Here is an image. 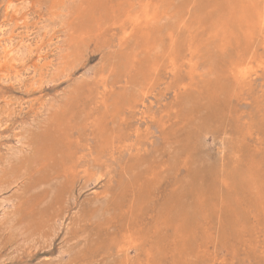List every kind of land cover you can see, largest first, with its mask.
Wrapping results in <instances>:
<instances>
[{"label": "rangeland", "instance_id": "374dc122", "mask_svg": "<svg viewBox=\"0 0 264 264\" xmlns=\"http://www.w3.org/2000/svg\"><path fill=\"white\" fill-rule=\"evenodd\" d=\"M0 264H264V0H0Z\"/></svg>", "mask_w": 264, "mask_h": 264}, {"label": "bare ground", "instance_id": "6f19581e", "mask_svg": "<svg viewBox=\"0 0 264 264\" xmlns=\"http://www.w3.org/2000/svg\"><path fill=\"white\" fill-rule=\"evenodd\" d=\"M24 2V1H23ZM78 2V1H77ZM135 2V1H134ZM235 2V1H234ZM248 2V1H247ZM73 5V4H72ZM197 6V5H196ZM72 7V6H71ZM135 7V6H134ZM71 9V8H70ZM75 9V8H74ZM121 10V9H120ZM67 11V10H66ZM70 15V14H69ZM192 15V14H191ZM60 16V15H59ZM123 16V15H122ZM164 17H165V15H164ZM62 19H63V17H61ZM106 20V19H105ZM169 21V20H168ZM167 21V22H168ZM174 21V20H173ZM177 21V20H176ZM194 21V20H193ZM162 22V21H161ZM171 22V21H170ZM181 22V21H180ZM163 23V22H162ZM169 24V23H168ZM77 25V24H76ZM62 27V26H61ZM162 27V26H161ZM208 28V27H207ZM224 28V27H223ZM69 29V28H68ZM219 29V28H218ZM218 29H217V31H218ZM181 30V29H180ZM193 31H194V29H193ZM212 31V30H211ZM9 33V32H8ZM41 33V32H40ZM175 33V32H174ZM183 34H184V32H183ZM222 34V33H221ZM41 37V36H40ZM63 37V36H62ZM130 37V36H129ZM180 41V40H179ZM101 44V43H100ZM163 44V43H162ZM103 46V45H102ZM69 48V47H68ZM157 48V47H156ZM199 48V47H198ZM86 53V52H85ZM263 53V52H262ZM21 56V55H20ZM73 56V55H72ZM18 58V57H17ZM26 61V60H25ZM72 68V67H71ZM74 69V68H73ZM66 75V74H65ZM115 75V74H114ZM189 89V88H188ZM194 102V101H193ZM202 104V103H201ZM122 108V107H121ZM206 109V108H205ZM55 115V114H54ZM165 115V114H164ZM81 116V115H80ZM57 130V129H56ZM55 135V134H54ZM52 137V136H51ZM48 142V141H47ZM110 143V142H109ZM23 144V143H22ZM25 144V143H24ZM21 145V144H20ZM25 146V145H24ZM26 147V146H25ZM21 150V149H20ZM32 150V149H31ZM19 152V151H18ZM35 152V151H34ZM22 154V153H21ZM190 155V154H189ZM69 157V156H68ZM36 160V159H35ZM20 164V163H19ZM52 164V163H51ZM22 165V164H21ZM20 166V165H19ZM46 173V172H45ZM209 173V172H208ZM52 174V173H51ZM261 174V173H260ZM67 175V174H66ZM213 181V180H212ZM230 183H232V182H230ZM212 185V184H211ZM229 186H230V184H229ZM11 188V187H10ZM235 192V191H234ZM8 195V194H7ZM49 195V194H48ZM223 196V195H222ZM67 198V197H66ZM12 201V200H11ZM43 202V201H42ZM39 206V205H38ZM46 207V206H45ZM222 208H223V206H222ZM93 214V213H92ZM213 214V213H212ZM225 215V214H224ZM209 219H210V217H209ZM81 222V221H80ZM179 227V226H178ZM199 229V228H198ZM190 234V233H189ZM181 240V239H180ZM29 241V240H28ZM178 242V241H177ZM175 244V243H174ZM139 245V244H138ZM155 256V255H154ZM173 261V260H172Z\"/></svg>", "mask_w": 264, "mask_h": 264}]
</instances>
